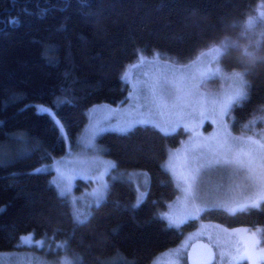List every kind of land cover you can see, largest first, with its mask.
Instances as JSON below:
<instances>
[{"label": "trees", "instance_id": "trees-1", "mask_svg": "<svg viewBox=\"0 0 264 264\" xmlns=\"http://www.w3.org/2000/svg\"><path fill=\"white\" fill-rule=\"evenodd\" d=\"M258 0H0V252L18 250L21 237L64 242L77 264H150L176 245L190 222L171 227L161 212L177 189L163 168L167 150L184 132L166 135L150 126L98 138L115 173L141 170L149 186L134 207L135 189L126 179L111 180L106 198L84 222L52 183V171L36 174L74 148L96 104L125 101L121 80L138 53L160 52L189 62L210 44L233 37L237 21L254 12ZM264 42L257 50L264 54ZM252 56V59L248 57ZM227 47L225 71L244 72L247 96L231 109L234 125L264 106V60ZM38 107L47 108L62 125ZM228 228H261L264 201L229 214L212 209L202 216Z\"/></svg>", "mask_w": 264, "mask_h": 264}, {"label": "rangeland", "instance_id": "rangeland-1", "mask_svg": "<svg viewBox=\"0 0 264 264\" xmlns=\"http://www.w3.org/2000/svg\"><path fill=\"white\" fill-rule=\"evenodd\" d=\"M236 26L238 31L235 36L198 50L189 62L183 64L160 52L150 56L138 53L135 62L127 65L120 75L122 77L126 74V80L121 78L128 88L125 101L117 105L91 106L87 110V122L78 136L76 147L71 148L67 144L66 153L62 157L38 168L40 172H53L52 183L57 193L69 203L75 220L84 222L93 207L104 201H98L97 193L104 191L106 198L112 179L120 178L132 182L135 189V205L138 198L142 201L145 199L149 186L148 177L141 170L114 172L116 167L112 168L110 165L115 162L107 157L104 147L98 142L101 135L109 132L125 134L137 126H150L166 135L184 132L179 145L167 150L163 162V168L170 174L177 193L167 203L161 217L171 227H181L193 221L195 226L187 229L176 245L159 253L150 264H175L177 260L179 264H187L186 253L189 247L199 240L214 249V264H261L259 249H264L261 231L246 227L235 230L215 222L204 221L202 216L212 209L234 214L250 204H260L264 201V168L257 166L252 170L237 164L223 163L207 166L201 160L202 167L190 191H186L184 180L193 162L206 154L209 146H215L222 131L220 118L212 111L213 107H218L214 102L235 90V73H244L249 69L247 64L241 70L225 71L220 63L224 51L232 45L241 48L242 54L247 57L249 54L254 55L256 58L253 61L264 60V54L257 51L264 42V0H258L255 12L246 20L237 21ZM141 55L145 59H140ZM248 58L252 59V56ZM193 78L197 87L189 90L187 85L193 82ZM155 82L164 85V94L169 105L177 95L183 97L184 108L181 115H177L180 110L176 108L161 107L159 103H152L148 85ZM246 96L233 106L242 102ZM41 108L44 107H38V110ZM231 109L223 119L232 136L255 135L259 139L264 135V106L237 126L234 125ZM49 114L55 122L58 120L51 111ZM129 121L135 123L129 127L126 123ZM60 125L58 126L64 134ZM93 126L101 127L104 131L98 133L90 144V129ZM186 209L196 211L185 215ZM77 211L78 218L75 215ZM171 216L177 217L179 223H170L168 217ZM252 235H255L259 244L250 252L246 241ZM19 246L21 248L18 250L0 252V264L78 263V259L66 251L64 242L52 238L36 239L30 234L24 235ZM116 262L117 260H112L108 264Z\"/></svg>", "mask_w": 264, "mask_h": 264}, {"label": "snow or ice", "instance_id": "snow-or-ice-1", "mask_svg": "<svg viewBox=\"0 0 264 264\" xmlns=\"http://www.w3.org/2000/svg\"><path fill=\"white\" fill-rule=\"evenodd\" d=\"M156 57H159V53L156 54ZM140 59H145L142 55ZM244 73H235L234 78L237 82V86L235 90L230 94L226 95L219 101H215L214 105L218 107H213L212 111L216 112L219 116V123L221 126V133L216 141L214 147L209 146L207 153L202 155L200 158L196 159L191 168L190 172L187 176L184 177L185 184L187 185L186 191H190L193 187V182L196 179V175L199 172L201 165V160L204 165L211 166L214 164H237L241 166L248 167L249 169L255 170L257 166L264 168V135L258 139L255 135H242L239 137L232 136L230 130L226 127L225 121L223 117L227 115L229 110L232 108L233 104L243 99L246 95V85L247 81L244 78ZM122 79L126 80V74L122 75ZM188 79V78H182ZM197 87L194 78L191 84L187 85L189 90H193ZM149 94L152 97V103H159L161 107H171L176 108L178 111L177 115H181L183 113L184 102L183 97L177 95L176 99L172 102L171 105L168 104V101L164 94V85L160 82H155L153 84L148 85ZM190 94V92H189ZM40 115H48L49 110L47 108H41L38 110ZM52 115H56L52 113ZM203 115V113H201ZM216 122V121H214ZM58 125H60L59 120L56 121ZM129 127L135 123V121L126 122ZM62 127V125H60ZM159 127V125H157ZM127 129H122V131H126ZM104 131L103 128L98 126H93L90 129V137L89 143L91 144L94 138L98 133ZM201 152H203V148H201ZM112 168L116 167L115 163L110 165ZM40 169H36V174L40 173ZM57 171L60 172V169L57 168ZM61 177L63 178V173H61ZM98 201H102L105 199V192L99 191L97 193ZM142 200L138 198V202L134 207H139ZM196 211V209L185 210V215H189L192 212ZM77 218L79 217V212L75 213ZM170 223H179V220L175 216L168 217ZM83 221H81L82 223ZM259 241L256 239L255 235L250 236L249 240L246 241V245L251 252L257 245ZM261 255L259 256V261L261 264H264V249H259ZM251 258V257H249ZM175 264H179V260L175 262Z\"/></svg>", "mask_w": 264, "mask_h": 264}, {"label": "water", "instance_id": "water-1", "mask_svg": "<svg viewBox=\"0 0 264 264\" xmlns=\"http://www.w3.org/2000/svg\"><path fill=\"white\" fill-rule=\"evenodd\" d=\"M215 260L214 249L201 240L194 242L186 253L187 264H214Z\"/></svg>", "mask_w": 264, "mask_h": 264}, {"label": "flooded vegetation", "instance_id": "flooded-vegetation-1", "mask_svg": "<svg viewBox=\"0 0 264 264\" xmlns=\"http://www.w3.org/2000/svg\"><path fill=\"white\" fill-rule=\"evenodd\" d=\"M260 204H250L249 206H247V207H245V208H248V207H257V206H259ZM242 209V208H241ZM246 228H250V229H252V230H254V229H258L259 231H261L260 229L261 228H257V227H246ZM236 230V229H235ZM261 233V232H260ZM262 238V237H261ZM262 243H263V246H264V241L262 240Z\"/></svg>", "mask_w": 264, "mask_h": 264}]
</instances>
